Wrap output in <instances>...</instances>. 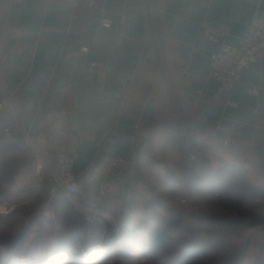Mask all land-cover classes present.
Returning <instances> with one entry per match:
<instances>
[{
    "label": "crops",
    "instance_id": "1",
    "mask_svg": "<svg viewBox=\"0 0 264 264\" xmlns=\"http://www.w3.org/2000/svg\"><path fill=\"white\" fill-rule=\"evenodd\" d=\"M7 6L0 0V96L10 98L27 135L17 134L19 152L37 154L46 166L39 161L14 173L3 183L4 203L16 207L23 199L25 208L37 209L42 196L48 200L43 208L51 209L70 198L53 192L50 170H56L57 152L72 156L83 191L80 208L99 214L94 219L103 227L84 254L94 253L90 264L134 259L138 250L97 246L106 224L118 229L123 216L137 224L159 194L205 192L201 176L228 163L264 181V59L249 66L229 96L207 105L196 101L218 86L208 77L211 55L223 42L238 43L253 14H264V0H101L94 10L23 0L8 13ZM207 29L228 34L211 38ZM248 86L259 87V95L248 94ZM228 99L238 108L226 106ZM11 123L1 111L0 130ZM217 126L225 129L213 137ZM186 146L193 167L185 164ZM107 154L131 163L110 174L99 166Z\"/></svg>",
    "mask_w": 264,
    "mask_h": 264
},
{
    "label": "rangeland",
    "instance_id": "2",
    "mask_svg": "<svg viewBox=\"0 0 264 264\" xmlns=\"http://www.w3.org/2000/svg\"><path fill=\"white\" fill-rule=\"evenodd\" d=\"M26 153L28 154L22 155L15 147L0 149V207L6 205L10 208L7 214L0 212V259L8 257L10 264H57L52 260L57 258L59 244L62 242L66 244L68 252L75 255V258L69 257V264H74L75 261H72L77 260L81 253H87L86 248L90 247L92 238L84 234L87 229L83 230V234L70 238L71 225L80 220L79 215H83L88 221L100 215L80 208L81 205H74L70 198H63L58 205H52L51 209L43 208L48 200L42 196L38 200H41V206L37 209L25 208L23 199L19 200L16 207L4 203L9 201V193L3 189V183L13 179V174L4 168L12 164V168L17 169L15 173H19L39 161L46 164L37 154ZM193 162L185 164L193 167ZM16 165L20 167L17 168ZM246 168L242 164L228 163L219 172L211 170V176L204 174L201 179L205 192H180L176 193L177 197L175 195L169 199H162L159 194L160 196L152 200L151 208L148 207L138 215L137 224H132V234L137 238L146 239L153 235L154 230L168 218L167 216L175 212H186L190 215L197 213L204 216L201 220L205 221L202 226L206 227V230H203L202 238H208L207 230H216L214 234H218L219 240L221 239L222 249L219 247L221 251L218 254L221 260L232 259L235 262L240 257L239 264H257L259 259V262L264 264V181L253 177ZM51 179L54 186V179ZM254 180L257 183L254 184ZM214 183L221 184L229 191L235 190L240 198H225L214 194ZM258 185L262 187L261 190H257ZM49 213H54L56 219L49 218ZM127 217L126 223H129L130 217ZM114 230L119 233V228ZM104 240L98 248H104ZM138 252L133 260L123 261L124 264H142L143 260L149 264L148 257ZM142 256L145 259L142 260Z\"/></svg>",
    "mask_w": 264,
    "mask_h": 264
},
{
    "label": "built area",
    "instance_id": "3",
    "mask_svg": "<svg viewBox=\"0 0 264 264\" xmlns=\"http://www.w3.org/2000/svg\"><path fill=\"white\" fill-rule=\"evenodd\" d=\"M54 1V0H52ZM61 1L72 9L80 10L81 7L86 10H94L101 0H55ZM23 0H8L7 13L9 6L12 4L20 5ZM102 23L108 26H112L114 21L110 18H102ZM205 34L211 38H223L227 36V30L224 31H211L205 30ZM88 47L83 46L81 52L83 54L88 53ZM261 59H264V14L255 12L247 23V30L245 34L240 38L236 45L228 43H221L218 50L211 55V67L208 77L215 80L218 84L216 91L210 96L198 95L196 101L198 104L207 105L215 102H219L223 98L230 95V93L239 86L242 81L244 72L249 66ZM260 88L257 86H248L247 93L253 96L259 95ZM226 106L232 108H238V102L228 99L225 103ZM258 107L256 108V111ZM7 111L11 115L12 123L4 126L0 130V143L4 146L20 147L21 143L18 140L17 134L22 133L28 140L22 124L19 121L16 113L14 112L10 98L1 93L0 96V112ZM162 128V126H158ZM223 126H217L212 132V136L216 137L218 130H224ZM224 144L228 145V141H224ZM187 155V164H191L194 160V156L189 151L188 146L185 148ZM74 158L64 151L56 153V170L51 169V175L54 179L53 192L57 189L64 191L73 200V204L78 206L79 198L82 196L83 191L80 188L74 169ZM131 160L126 157L114 156L111 154L105 155L100 161V168L104 171L118 175L124 172L130 165ZM9 207L1 205V214H7ZM49 218L56 219L54 213H49Z\"/></svg>",
    "mask_w": 264,
    "mask_h": 264
},
{
    "label": "trees",
    "instance_id": "4",
    "mask_svg": "<svg viewBox=\"0 0 264 264\" xmlns=\"http://www.w3.org/2000/svg\"><path fill=\"white\" fill-rule=\"evenodd\" d=\"M7 147L10 146L2 145L4 149ZM27 151H29L28 148ZM16 167L19 168L20 166L16 165ZM4 169L8 170L10 174H14L17 170L12 168V164ZM214 185L212 189L214 194L225 198H240L235 190L229 191L226 187L217 183H214ZM167 217L154 230L153 235L146 239L137 238L132 234V221L130 220L129 223H126V217L124 216L123 218L121 217V222L118 225L119 233L115 232L114 228L106 224L107 229L105 230L106 236L103 249L107 248L110 250L115 248L120 253L125 254L133 250H138L142 255L148 257L149 264H239L240 257L238 258L239 261L236 259L235 262L230 259L232 263L229 260L226 261L219 258L218 254L221 251L219 247H222V241L221 239L219 240L218 234H214L216 230L212 232L207 230L209 232L208 238H202L201 234L203 230H206V227L202 226L205 222L201 220L204 218L203 215L175 212L173 215ZM79 218L80 220L70 227V238L81 233L83 234L84 229H87L84 234L89 238L103 230L99 220L94 219L90 222L83 215H79ZM206 221L208 222V220ZM177 236L178 238H176ZM88 248L87 246L86 249ZM86 251L88 252V250ZM74 256L68 252L66 244L61 242L57 251V258H54L52 262L69 264V257L75 258ZM94 257V253H91L87 258L81 253L80 257L74 261L76 264H90L95 259ZM204 257L206 258L205 260ZM233 258L235 257L233 256ZM259 261L260 259L257 261L259 264H263ZM0 264H10V259L3 257L0 259ZM113 264H124V262L118 260Z\"/></svg>",
    "mask_w": 264,
    "mask_h": 264
}]
</instances>
